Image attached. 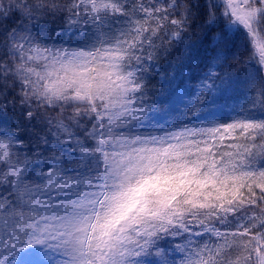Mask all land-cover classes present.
<instances>
[{
  "label": "snow or ice",
  "instance_id": "snow-or-ice-1",
  "mask_svg": "<svg viewBox=\"0 0 264 264\" xmlns=\"http://www.w3.org/2000/svg\"><path fill=\"white\" fill-rule=\"evenodd\" d=\"M0 264H264V0H0Z\"/></svg>",
  "mask_w": 264,
  "mask_h": 264
}]
</instances>
